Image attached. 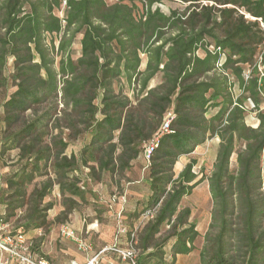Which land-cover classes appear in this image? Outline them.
I'll return each instance as SVG.
<instances>
[{
  "label": "trees",
  "instance_id": "1",
  "mask_svg": "<svg viewBox=\"0 0 264 264\" xmlns=\"http://www.w3.org/2000/svg\"><path fill=\"white\" fill-rule=\"evenodd\" d=\"M139 1L0 0V222L15 218L10 236L48 234L94 196L75 173L123 175L158 139L145 161L151 196L129 231L135 264L193 253L199 234L181 205L202 185L212 208L199 264H264V0H174L182 8L167 13L154 7L163 0ZM211 138L209 173L195 159L174 173ZM72 141L82 147L67 156Z\"/></svg>",
  "mask_w": 264,
  "mask_h": 264
},
{
  "label": "rangeland",
  "instance_id": "2",
  "mask_svg": "<svg viewBox=\"0 0 264 264\" xmlns=\"http://www.w3.org/2000/svg\"><path fill=\"white\" fill-rule=\"evenodd\" d=\"M113 1L114 0H106V2L110 4H112ZM140 2L141 1L136 0V5L139 8H141ZM156 6H158L160 10L163 11L164 13H167L168 10H170L171 8H182V5H180L174 0H163L161 4L157 3L154 7ZM58 16L61 17L62 12H58ZM74 47H75V50H78L77 49L78 47L76 46ZM142 60L143 62L141 65V69H143L145 65L144 58ZM158 82H159V79L152 81L151 86L155 87L158 84ZM124 90H125V93L128 95V97H130L133 100L131 91L127 89L126 85H124ZM235 93H237V90H235ZM251 108L252 106L250 105V103H248L247 109L251 110ZM263 109H264V101L261 106V110ZM211 113L213 112H210L208 115H211ZM246 124L248 126L249 125L253 127L256 126L257 119L253 111H248L246 115ZM218 142L219 141L216 138L208 139L202 147L196 150L195 153L191 154L189 157L181 158V160L178 162V164L174 168V173L175 174L178 173V170L181 169L185 164H187L191 159L196 160L197 164L194 167V171L197 174H200L201 172H204V174L209 173L210 170L212 169V166L214 164V159L218 151V147H217ZM81 147H82L81 142L72 141L69 144L68 149L66 150L67 156H70L71 153L78 154L79 152L78 150ZM13 155L14 153H12V156ZM7 163L9 162L7 161ZM129 165H130L129 169L125 172V174L123 175L116 174V176L113 177L112 179H109L108 176H104L100 181L95 180L90 176V174L85 169H82L81 172L78 171V173H75V176L80 177L81 186H85L86 188L92 190L93 193L95 195H98L99 197L105 196V198L108 200L109 209L112 210L114 209V206L117 205L118 202L123 203L125 201L126 197H125L124 192L127 188H129V183H131L132 181L134 182L138 180L137 178L139 177V175L141 174L144 168V164H142L140 160L131 161ZM232 166L233 167L235 166L234 162ZM7 169L9 168L3 167V164L0 161V173H2L4 170H7ZM2 185H3L2 179H0V188L2 187ZM58 190H59L58 185H55L51 194L46 199L47 202L53 203V207H52L53 210H51L50 214H53L52 220L54 221L60 215V213L57 210L60 207V203L62 201V196L59 195ZM191 193H192L191 196L185 198L181 206L183 208L190 209L191 215H190L189 220L190 222H193L196 225V230L199 234V239L196 242V249L193 251V253L187 257L179 258L177 264H199L198 249L201 247L203 243L202 236L207 231L208 224H209L210 211L212 207H211V200H210L209 192L207 191V187L204 185L199 186L197 189L193 190ZM77 210L81 217L89 216L88 213L90 210H87V207L84 206V204L82 203L79 204ZM3 212H4V207L2 204H0V215H3L4 214ZM70 220L71 219L69 218V215H67L65 220L62 216L59 217L58 221H55L53 223L52 225L53 227L50 230L51 232L48 235H46L45 238H43L41 243L39 241L41 237L32 236V237H29V239H27V237L30 234L27 237H25L27 240H29L32 243V246H31L32 254H34L35 256H38L37 252L34 250L37 245L41 247L40 248L41 254H43L47 249L52 248L55 250L56 253L55 254L52 253L48 255L50 258L49 264H59V262L61 261V257L59 255L60 254L59 249H60L61 244L58 241L59 237H57L58 229L60 225L62 224H67L71 226L69 223ZM94 223L95 221H91L88 224V226H92V224ZM116 224H117L118 229H120L121 226L126 227V224H124L123 220L121 219H118ZM14 226H15V218L10 220L9 224H3L2 222H0V227H3L4 232L13 231L15 228ZM71 228L74 230L72 226ZM69 246L73 247L71 244H69Z\"/></svg>",
  "mask_w": 264,
  "mask_h": 264
},
{
  "label": "crops",
  "instance_id": "3",
  "mask_svg": "<svg viewBox=\"0 0 264 264\" xmlns=\"http://www.w3.org/2000/svg\"><path fill=\"white\" fill-rule=\"evenodd\" d=\"M150 87H152L151 84ZM135 160H140V162L144 164V168L137 178L138 180L129 183V188H127L124 192L126 198L123 203L118 202L117 205L114 206V209L110 210L108 206V200L105 198V196L99 197L93 193L94 196H89V203L84 205L87 207V210H90L88 217L80 216L77 210L78 206L73 208L72 212L69 214V218L71 219L69 223L74 228L77 238L82 240L85 244L90 245L91 251L89 254L97 253L104 247L115 246L117 248H125L128 241L127 238L129 231L133 230L134 228L136 229L139 225V220L135 218L134 214L143 210V208L147 205L151 194L150 179L148 178L145 160L142 158H137ZM180 160L181 158L176 162V165ZM185 165L179 169L178 172H180L185 167ZM91 192L93 191L91 190ZM77 203L78 205L81 204L79 201H77ZM62 210L63 207L60 203V207L57 211L61 213ZM50 213L49 216L52 219L53 214ZM118 219L123 220L124 224H126L127 233L120 235L118 234V228L116 224ZM91 221H95V223L92 224V226H88ZM48 234H44V231L37 229L29 231L25 237L29 235L27 239L32 236H38L41 238L44 236L45 238ZM57 237H59V233ZM58 241L61 244L59 249L61 261L59 264H69L74 260L79 263H84L87 257H89V254L84 255L77 250V246L74 241L65 240L60 237ZM69 244H71L73 247H70ZM169 249L170 246L167 248V250L169 251ZM52 253L55 254L56 252L54 249L50 248L47 249L43 254L48 256ZM189 255H178L174 264L178 263L179 258L187 257ZM170 257L171 255L168 253V258ZM100 258L101 264H127L120 259L119 255L112 252H104ZM47 261L49 263V256Z\"/></svg>",
  "mask_w": 264,
  "mask_h": 264
},
{
  "label": "built area",
  "instance_id": "4",
  "mask_svg": "<svg viewBox=\"0 0 264 264\" xmlns=\"http://www.w3.org/2000/svg\"><path fill=\"white\" fill-rule=\"evenodd\" d=\"M173 116L168 117L161 129L160 134H166L169 131V124L173 120ZM158 139L153 143L148 145L145 148V152L143 154V159L147 161L155 148L157 147ZM149 218L148 215L144 216L142 220H147ZM59 237L65 240L74 241L77 246V250L84 255L89 254L91 251V247L88 244H85L82 240H79L76 236L75 231L71 228V226L67 224L60 225L58 229ZM127 233L126 227L121 226L118 229V234ZM134 233L129 235V241L125 248H117L115 246L104 247L97 253L89 254V257L85 260L84 263H79L77 261H71L69 264H101V255L104 252H112L119 255L120 259L127 264H135V259L137 256V251L134 247ZM32 243L25 238V236L18 232L14 234V236H10L3 231V227H0V264H48V262L44 259H40L38 256H35L31 252Z\"/></svg>",
  "mask_w": 264,
  "mask_h": 264
}]
</instances>
